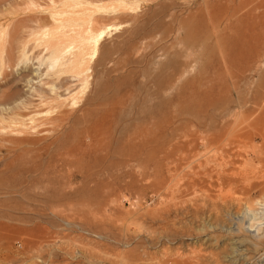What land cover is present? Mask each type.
I'll use <instances>...</instances> for the list:
<instances>
[{
    "label": "rangeland",
    "instance_id": "374dc122",
    "mask_svg": "<svg viewBox=\"0 0 264 264\" xmlns=\"http://www.w3.org/2000/svg\"><path fill=\"white\" fill-rule=\"evenodd\" d=\"M0 66V264H264V0H0Z\"/></svg>",
    "mask_w": 264,
    "mask_h": 264
},
{
    "label": "bare ground",
    "instance_id": "6f19581e",
    "mask_svg": "<svg viewBox=\"0 0 264 264\" xmlns=\"http://www.w3.org/2000/svg\"><path fill=\"white\" fill-rule=\"evenodd\" d=\"M16 43H17V42H16ZM13 44H14V43H13ZM14 45H15V44H14ZM12 46H13V45H12ZM14 47H15V46H14ZM20 48H23V45H22V47H20ZM21 50H22V49H21ZM21 50H20V51H21ZM16 51H17V50H16ZM56 51H58V50H56ZM60 53H61V52H60ZM22 55H23V54H22ZM71 55H72V54H71ZM53 56H54V55H53ZM73 56H74V57H73ZM73 56H72V57H73V62L75 63L74 66H78V65H79V61L82 59V56H80V55H78V54H75V55H73ZM66 58H67V57H66ZM64 59H65V58H64ZM66 61H67V60H65L64 62H66ZM82 61H83V60H82ZM37 62H38V61H37ZM64 62H63V63H64ZM67 62H68V61H67ZM38 64H39V63H38ZM46 64H47V63H46ZM24 65H25V64H24ZM26 65H27V64H26ZM34 65H35V64H34ZM48 65H49V63H48ZM17 66H18V65H17ZM50 66H51V64H50ZM70 66H71V65H70ZM0 67H1V66H0ZM48 67H49V66H48ZM48 67H47V68H48ZM52 67H54V65H53ZM66 67H67V66H66ZM25 68H26V67H25ZM27 68H29V67H27ZM73 68H74V67H73ZM0 69H1V68H0ZM56 69H57V68H56ZM68 69H69V68H68ZM76 69H77V68H76ZM33 70H34V69H33ZM60 70H61V69H60ZM31 71H32V70H31ZM67 71H68V70H67ZM36 72H37V70H36ZM45 72H46V70H45ZM52 72H54V71H52ZM59 72H60V71H59ZM72 72H73V71H72ZM50 73H51V72H50ZM54 73H55V72H54ZM36 74H38V72H37ZM42 74H43V73H42ZM46 74H47V73H46ZM52 74H53V73H52ZM55 74H56V73H55ZM53 75H54V74H53ZM32 76H33V75H32ZM47 76H48L47 78H49V79L51 78V77H49V75H47ZM22 77L24 78V76H22ZM27 77H28V76H27ZM33 77H34V76H33ZM26 79H27V78H26ZM26 79H25V80H26ZM29 79H30V78H29ZM49 79H47V81H48ZM40 80H41V79H40ZM57 80H58V79H57ZM57 80H55V82H56ZM51 81H52V80H51ZM51 81H50V82H51ZM53 81H54V80H53ZM30 82H33V80H30ZM30 82H29V83H30ZM36 82L39 83L38 80H37V81H34L33 83H36ZM57 82L59 83V80H58ZM25 83H26V81H25ZM33 83H31V86H33ZM42 83H43V82H42ZM62 83H63V81H62ZM62 83H61V84H62ZM36 84H37V83H36ZM50 84H51V83H50ZM56 84H57V83H56ZM56 84H55V85H56ZM53 85H54V83H53ZM59 85H60V84H57V85L55 86L56 89H58L57 86L60 87ZM26 86H29L28 83H27ZM26 86H25V87H26ZM40 86H41V85H40ZM36 87H38V86H36ZM41 87H43V86H41ZM33 88H34V86H33ZM39 88H40V87H39ZM39 88H37V89H39ZM43 88H44V87H43ZM61 88H62V87H61ZM61 88H59V89H61ZM35 89H36V88H35ZM48 89H49V87H48ZM52 89H53V87H52ZM52 89H51V90H52ZM56 89H55V92H56V93H57V92H60V90L57 91ZM33 90H34V89H33ZM33 90L31 89L32 92H33ZM39 90H40V91L42 90L41 93H43V89H39ZM44 90H45V89H44ZM29 91H30V90H29ZM53 91H54V89H53ZM35 92H36V91H35ZM37 92H39V91H37ZM46 92H47V91H46ZM41 93L39 92V95H42ZM44 93H45V92H44ZM47 93H49V92H47ZM19 94H20V93H19ZM29 94H31V93H29ZM29 94H28V95H29ZM57 94H58V93H57ZM8 95H9V94H8ZM37 95H38V94H37ZM43 95H44V94H43ZM43 95H42V96H43ZM45 95H46V94H45ZM47 95H48V94H47ZM47 95H46L45 97L43 96V99L45 98L44 100H46V98L49 99V98L47 97ZM50 95L53 96V95H54V92H53V94H52V92H51ZM15 96H17V95H15ZM15 96H14V98H16ZM55 96H56V95H55ZM26 97H28V96H26ZM26 97H25V98H26ZM36 97H37V96H36ZM40 97H41V96H40ZM40 97H39V98H40ZM49 97H51V96H49ZM10 98H11V96H10ZM12 98H13V97H12ZM25 98H24V99H25ZM52 98H53V97H52ZM52 98H51V99H52ZM54 98H55V97H54ZM19 99H20V98H19ZM19 99H18V100H19ZM28 99H29V97H28ZM31 99H32V98H31ZM12 100H13V99H12ZM22 100H23V98H22ZM29 100H30V99H29ZM39 100H40V99H39ZM0 101H1V100H0ZM27 101H28V100H27ZM31 101H32V100H31ZM31 101H30V102H31ZM41 101H42V100H41ZM1 102H2V101H1ZM17 102H18V103H17ZM20 102H21V101H20ZM17 104H19V101H17V100H16V101L14 100L13 102H11V103H7V104H6V103L4 104L3 102L0 103V115L2 116L3 114L12 111L13 109H15V108L17 107ZM27 104H31V103H29V101H28ZM20 105H21V104H20ZM24 107H25V105H24ZM18 108H19V106H18ZM16 110H17V108H16ZM10 113H11V112H10ZM16 114H17V113H16ZM3 116H4V115H3Z\"/></svg>",
    "mask_w": 264,
    "mask_h": 264
}]
</instances>
